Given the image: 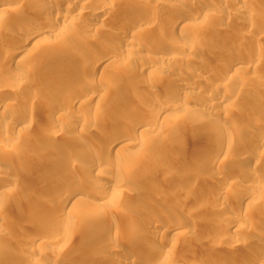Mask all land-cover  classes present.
<instances>
[{"label": "rangeland", "instance_id": "rangeland-1", "mask_svg": "<svg viewBox=\"0 0 264 264\" xmlns=\"http://www.w3.org/2000/svg\"><path fill=\"white\" fill-rule=\"evenodd\" d=\"M53 1L48 0L50 4H53ZM93 1L97 6L112 7L105 13L106 17L111 16L112 10H115L119 20L123 22L126 20L144 22V28L132 35L133 41L128 50L113 49L118 42L117 37L122 36V33L115 37L113 33L118 31L107 25V22L104 23L106 26H103V30L96 32L85 30L87 38L81 33L68 44L70 50L75 47L78 40L79 47L85 52H110L107 53L111 54L109 60L101 66L103 70L91 72L82 70L80 65L85 58L81 53L72 54V49L69 51L71 54L68 53L70 55L55 58L49 61L43 70L36 71L33 68L35 61L49 45L56 44L61 33L50 36L45 43L17 63L8 64L0 58V97L6 87H11L14 80L21 79L18 80L21 86L18 87L14 101L11 99L1 102L0 99V167L5 168L7 163L12 166L11 170L3 172L0 181L7 175L15 178L13 185H0V190L4 191L0 197V216L3 217L0 227V255L12 249L8 248L6 243L12 238V233L18 231L22 236L15 239L13 246L17 252L28 258L30 264L48 261V257L52 255L56 257L53 264H119L116 261H103L94 257L118 254L121 247L113 243L116 236L144 237L143 233L136 231L139 227L132 217L149 221L154 215L161 216L169 212H172L173 216H178L180 223L183 221L189 223L188 227L176 225L177 227L172 230L179 233V241L194 237L196 242L215 245L218 254L216 257L223 261L230 257L249 255L252 249L251 239L255 237L264 239V188L259 197L252 188L253 179L248 176L253 177L263 172L262 167H258V164L257 166L244 164L246 167L240 169L229 165L240 158V150L233 145H231L233 148L230 147L224 155L220 154L218 158H213L216 160L212 159L206 163L201 160L207 154V149L215 143L225 141L226 134H233L239 140L240 137H251L252 133L260 131L258 123L261 120L264 122V58L256 59L253 69L248 68L237 76L233 74L232 83L234 86L235 83L239 85L231 95L220 89L209 90L207 94L200 91L193 94L188 90H179L177 84L185 81L203 88L207 84V79L197 76L200 75L196 70L198 62L210 60L214 64H222L237 48L250 55H254L259 47L263 48L264 34L260 33L259 27L261 19L256 17L252 10L257 0H235L233 4H222L221 8L216 5L222 0ZM111 2L113 5H110ZM133 2H137L139 6L141 4L142 8H129L127 3ZM168 2L189 3L190 7L187 5L184 8L190 15L193 16V12L200 8L203 13L208 11L211 16L213 14L215 20L202 27L179 24L172 30L173 16L162 10L164 4ZM209 4L213 6H207ZM237 5L246 8L245 14L238 15L235 12L234 8ZM14 6L15 0H3L0 7L5 9L0 12L2 20L0 50L5 43L13 44L6 42L7 32L21 30L30 19H36L35 15L27 13L25 7L21 8L23 15L29 16L25 18L23 15V18L16 16ZM54 7L61 9L60 4ZM227 11L231 12L230 15L235 13L238 16L234 15L233 19L231 15L232 20H221L219 16ZM148 12L157 15L153 22L148 20ZM76 19L84 27L87 26L84 17ZM197 20L199 16L188 18L190 22ZM216 30H224V33H217ZM104 43L107 48L101 52ZM178 43L191 47V52L185 53L178 49L176 47ZM157 46L171 50L170 55L156 50ZM218 47L222 51H219ZM167 55L172 56V60H167ZM187 57L192 59V62L187 63L185 60ZM89 59L88 57L87 60ZM144 65L147 66L145 71L130 76ZM91 73H93L91 83L95 88L98 86L103 88L105 92L95 90L88 99L71 104L64 90L58 95L49 96L56 102L42 105L41 102L48 98L42 91L43 84L65 80L74 84H84ZM158 79L176 81L175 85L172 83L164 85L158 84L156 82ZM62 96L65 98L61 101ZM215 96L223 99L226 97V100L224 103L214 104L209 109L205 104ZM169 98H181L183 104L191 110L179 109L175 112L168 105L163 106L162 102ZM7 102H13L17 109L39 113L47 107L59 109L65 106L66 109L64 108L60 116L40 114L37 121L18 132L10 128L12 120L17 115L15 111L13 118L2 117L1 111H7L3 109ZM35 104V108L30 109ZM151 105L155 108L154 114L151 121L147 122L145 133L137 134L134 141L123 148H118L121 143L116 144L106 153H102L108 156L107 161L88 169V164H94L95 159H92V155L84 149V145L106 144L108 137L106 138L104 130L107 127L122 130L123 126L127 125L125 120L127 114L132 120L135 117L139 119L140 115H135L133 110L144 111ZM255 123L258 127L254 125ZM217 127H220V133L223 134L221 138H216L212 134ZM218 132L219 130L215 133ZM53 136V140L50 141V137ZM4 138L9 142L3 145L1 141ZM36 138H41V142L34 141ZM50 144L54 147L48 155L53 158L52 164L30 170L29 165L15 160L21 151L33 156H42L38 153H46L45 150ZM182 146L186 148L182 149ZM7 150L10 152L9 155L6 154ZM1 160L8 162L2 163ZM244 161L243 163H246ZM263 162L264 157H261L258 163ZM115 165L130 173V178L123 184L115 186L106 196L101 189L95 187V182H106L105 178L109 175L116 177ZM177 169H181V172ZM229 172L240 176L241 181L229 183L224 179ZM173 176L177 179L169 180ZM69 179L82 185L80 203L83 209L78 211L76 208L70 210L65 208L63 212H59L57 206L60 203V196L71 183L60 193H57L54 185ZM244 190L248 194L244 204L249 208L240 210L237 199ZM40 211L43 213L39 214ZM232 219L237 222L244 220L249 224H245L247 227L243 228L246 229V235L241 231L231 233L226 230L227 223ZM56 222L60 223L55 224L59 228L56 226L54 228L53 223ZM99 224L109 228L104 235L95 239L83 238L84 234H95ZM232 224L229 225L230 228ZM113 226H117L119 230L115 231ZM66 234L70 237L67 242L62 241V236L65 238ZM37 239L43 240V243L37 247H30V242ZM167 248V245L164 246V249ZM135 250L137 259L130 264L141 263L150 258L147 257L143 243L137 245ZM182 250V253L186 250V255L189 254L187 247H183ZM204 258L201 255L196 257L197 260ZM2 263L4 261L0 257V264ZM170 264L187 262L183 260Z\"/></svg>", "mask_w": 264, "mask_h": 264}, {"label": "bare ground", "instance_id": "bare-ground-1", "mask_svg": "<svg viewBox=\"0 0 264 264\" xmlns=\"http://www.w3.org/2000/svg\"><path fill=\"white\" fill-rule=\"evenodd\" d=\"M2 1L0 0V7L2 6ZM46 1V0H45ZM110 2V0H107ZM235 0H222L221 3L219 2L218 5H216L218 8L222 7V4L226 3H231L233 4ZM114 2V1H113ZM257 3L253 5V12L255 13L256 17H259L261 25L260 33L264 34V2L263 0H257ZM53 4H50L48 0L46 2H43L42 0H15V6L13 10L15 11L16 16H20V18H23V11L21 10L22 7H25L27 9V13L32 16H36V19L31 20L28 22L22 29L16 30L15 32L9 31L6 33L5 40L6 42H10L13 44H6L1 47L0 50V58L1 60L6 61L8 64L10 63H17L21 59H23L26 55H29L31 51H33L35 48L41 46L43 43H45L46 39H48L50 36L53 34H60L59 40L56 42V44L49 45L48 48L44 51L42 55L38 57V60L35 61L34 67L36 71H41L44 69V67L51 62V60L58 58V57H63V55H70L72 50V54L75 53H81L82 57L85 58V60L82 62L80 65L82 70H87L91 72V70H98L101 69L103 70L104 68L101 67L103 64H105L108 60L111 54H107L110 52H104L100 53V51H91L85 52L84 50L81 49L78 45V40L75 42V47L71 48L69 50L68 44L72 42V40H75L78 35H81L83 33L84 37L86 35L84 34L85 30L89 32H96L103 30V26L105 25L104 23L107 22L109 26L112 28H115L117 32L113 33V35H118L119 33H122V36H118V42L117 44L113 47L116 49H126L128 50L130 47V44L132 43V35H134L135 32H138L144 28V22L141 20H132L128 21L126 20L125 22L119 20V15L115 10H112L111 16L106 17V14L108 10L112 7H107V6H97V4L93 0H54L52 2ZM115 3V2H114ZM56 4L61 5L60 8H55ZM110 4V3H109ZM140 4V3H139ZM110 5H113L112 2ZM115 5V4H114ZM189 6L190 4H186L185 2L181 3H175V2H168L165 3L162 10L169 15H172V30H175L178 25L182 26H188L192 27V25H197L199 27L206 26L209 21H213V14H208L207 12H202L200 8L196 9L193 14L195 16H199V20L196 22H190L188 21V18H193L192 14L187 13L186 9L184 6ZM127 6L131 9L133 8H142L141 4L140 6L138 5L137 2L133 3H127ZM192 6V5H191ZM207 6H213V5H207ZM200 9V10H199ZM235 12L240 15L242 13L245 14L246 8H243L241 6H235ZM199 10V11H198ZM5 11V9L0 8V12ZM234 12V10H233ZM252 12V11H251ZM207 13V14H205ZM213 13V12H209ZM230 13L229 11L222 13L221 20L228 21L232 20L234 17L233 13L231 15L232 18H230ZM236 14V15H237ZM29 15H23L24 18L29 16ZM235 15V16H236ZM237 15V16H238ZM156 14L153 12H148V20L150 22H153L156 18ZM85 18V22L87 23V26H83L81 23L77 21L76 18ZM212 17V18H210ZM238 17H236L237 19ZM87 19V20H86ZM218 19V18H216ZM235 19V18H233ZM239 19V18H238ZM0 21L1 16H0ZM234 21V20H233ZM237 21V20H236ZM239 22V21H237ZM241 22H239L240 24ZM14 24V23H13ZM192 24V25H191ZM106 26V25H105ZM107 29V28H105ZM209 29V28H207ZM110 30V29H108ZM107 31V30H106ZM213 31V30H212ZM109 32V31H108ZM107 32V33H108ZM217 33H224V30L222 31H217ZM112 33V31H111ZM109 33V35L111 34ZM117 33V34H116ZM19 35H22L19 37ZM112 35V34H111ZM116 37V36H115ZM87 38V37H86ZM16 42V44H14ZM106 43L101 47V52L102 49L107 48ZM263 48L256 49L254 55H250L247 53H244L241 48H237L236 50L232 51V54L230 55V58L226 59L223 61L222 64H214L210 60L208 61H203V62H198L197 69L198 74L197 76H202L201 78H206L207 84L205 87H199L198 85H192L183 80V81L177 84V88L179 90H188L190 93H195V92H202L203 94H207L209 90H217L220 89L222 92L226 91L231 95L235 90L238 89L237 83L234 84L232 83V76H237L239 73L242 71L248 70V68L253 69V64L256 59H262L264 58V45H262ZM70 47V46H69ZM178 49L183 50L185 53H189L191 50V47L185 46L182 43H178L176 45ZM219 51H222L220 47ZM156 50L163 52V54H168L170 55L171 50L167 48H163L160 46V48L157 46ZM191 52V51H190ZM70 53V54H68ZM167 58V60H172V56ZM90 58L87 60V58ZM190 57V56H189ZM187 63L192 62V59L188 58L185 59ZM50 61V62H49ZM189 61V62H188ZM194 61V60H193ZM147 69V66L144 65L134 71V73H131L130 76H135V74L143 72ZM92 74L89 76L88 80L84 84H74L71 82L61 81L57 82L54 81L52 83H45L42 85V91L46 93L47 99L42 101V105L44 104H52L56 101H53L52 99L49 98V96H54L58 95L59 93L64 92L66 90L67 97L69 98L68 102L73 104L77 102H81L85 99H88L91 97V95L95 92V90L99 92H105V90L101 87L98 86V88H95V85L92 84ZM193 75V74H191ZM195 75V74H194ZM63 79H66L65 77H62ZM159 78V77H158ZM193 78V77H192ZM18 79V78H17ZM20 79V78H19ZM18 79V80H19ZM194 79V78H193ZM18 80H14L11 83V87H6V90H3L2 97H0L1 102L4 100H13L14 97L17 95L18 87H20L21 82ZM21 80V79H20ZM176 81V80H174ZM172 79H158L156 82L158 84H164V85H169V84H174ZM155 82V83H156ZM174 82V83H173ZM20 85V86H19ZM223 96V95H222ZM32 99L34 96L31 97ZM65 98L62 96L60 99ZM226 98V97H225ZM223 99L220 96H215L210 98L209 102L205 104L206 107L209 109L212 108L214 104H220L224 103L226 99ZM14 101V100H13ZM163 106L168 105V107L172 108L175 112L179 109L183 111H190L191 108L187 107V105L183 104V101L181 98H169L165 99L163 102ZM70 104V105H71ZM1 105V104H0ZM36 104L33 107H30V109L33 110L35 108ZM16 107V106H15ZM13 106V102H7L5 103V110L3 112L1 111L2 117H11L13 118V115L16 113L17 115L15 118L12 120L10 124V128L19 131L25 130L28 128V126L33 123L34 121H37L39 118L40 114H47V115H55L59 114L58 116L62 115L63 111L66 109L65 106L58 108L55 107H47L43 108L41 110L42 113H39L37 111H30L26 109H17ZM65 108V109H64ZM154 106L151 105V107L146 108L144 111L136 109L133 110V113L136 115H140V118H134L132 120L131 116L127 114L125 116L126 124L123 126L122 130H116L110 127H107V129L104 130L106 138L108 137V142L104 145L101 144H90V145H84V149L92 155V159H95L94 164L89 163L87 168L92 169L95 165L98 163H103L108 160V156L104 155L102 153H106L108 150L112 149L116 144L121 143V145L118 148H123L130 143H132L137 136V134H143L147 130V122L151 121L150 119L152 118V115L154 114ZM139 110V111H138ZM15 111V113L13 112ZM138 115V116H139ZM256 121V120H255ZM262 121V120H261ZM259 122L258 126L261 127L260 131L258 133H252L251 137H240L239 140L235 138V136L232 134H226L225 136V141L223 138V143H215V145L211 146L210 149H207L205 154L202 157L201 162L206 163L210 162L213 158L217 157L222 154L224 155L226 151L232 147L231 145L235 146L236 149H239L240 155L239 157L242 159L244 158L246 163H243L240 158L236 159L234 162H231L229 165H233L232 167L235 168H240L244 169L246 165H259L258 167H262L263 172L257 173L255 176L251 177L249 175L248 177L252 178V188H254L256 194L261 197L262 190L264 188V162L263 163H258L261 157H264V122ZM257 123V121H256ZM254 124L256 127H258ZM254 126V127H255ZM217 131L219 130L218 133L216 130L212 131L213 136L216 138H221L223 135L222 132L220 133L221 129L220 127H217ZM228 130V129H226ZM232 131V130H231ZM233 133V132H232ZM250 134V133H248ZM257 134V135H256ZM54 138L50 137V141H52ZM41 139V138H40ZM39 138H36L34 141L36 142H41ZM9 142V140H6L5 138L2 139L1 144H6V142ZM35 143V142H34ZM238 148H237V147ZM53 145L50 144L48 148H46V153H38L42 154L41 155H30L26 151H21L16 157V161L19 163H22L24 165H29L31 167L30 170L35 169L36 167L40 166H45L52 164L53 158H51L50 153L53 151ZM186 148L185 146H182V149ZM233 148V147H232ZM9 151L7 150V155H9ZM238 153V152H236ZM239 154V153H238ZM221 155V156H222ZM257 155V156H256ZM220 156V157H221ZM256 157V158H255ZM221 159V158H220ZM240 159V160H239ZM216 160V159H213ZM218 160V159H217ZM241 162H239V161ZM2 163H5L7 160H1ZM8 162V161H7ZM246 164V165H244ZM12 166H10L9 163H7L5 168L0 167V176L3 174V172H8L11 170ZM114 169L116 170L115 176H110L105 178L106 182H95V187L98 189H101L106 196L113 191V188L117 185H121L124 182H126L130 177V173L124 172V169H122L121 166L115 165ZM232 169V168H231ZM259 170L261 168H258ZM179 170V169H177ZM244 171V170H243ZM181 172V169L179 170ZM230 173V172H229ZM178 174V173H177ZM250 174V173H249ZM240 175V174H239ZM118 176V177H117ZM225 180H228L229 183H238L240 180V176H237L236 174H228L225 176ZM177 178L170 177L169 180H175ZM15 182V178H13L10 175L5 176L3 180L0 181V185H6V184H11L13 185ZM71 183L67 188V184ZM55 189L57 190V193H60V191L63 188L65 189V192L61 194L60 196V203L57 206V209L59 212H63L65 208H68L67 210L74 209L76 208L78 211H80L82 208L81 203H80V195L83 193V188L82 185H78L75 180H67L64 183H55ZM4 191L0 190V197ZM239 198L237 199V204L238 208L242 210L243 208H247V204L245 203V200L247 198V195L245 193V190L242 191L239 194ZM249 208V207H248ZM247 208V209H248ZM43 212L40 211L39 214H42ZM136 221V225L139 227L136 231L143 233L144 237H139L140 235H129L123 237H114L113 243L115 246L121 247V250L118 251V254H111V255H100L94 258H98L99 260L103 261H109V262H114L116 261L119 264H130L132 262H135L137 259L136 257V246L139 245L140 243H143L145 252L147 253V257H150L148 260L141 262V263H136V264H158L160 262H166L167 264L170 263H175L178 261H183L185 260L187 264H264V239L260 237H255L251 239L252 242V251L250 250L249 255H242V256H235V257H230V259L227 260H222L221 258L216 257V252L217 248L216 246H210L206 245L204 242H196L194 237H189L190 239L180 240L179 241V233L175 232L173 233L172 230L177 227L176 225H182L188 227L189 223H185L184 221L180 223V220L178 221V216H173L172 212L166 214V215H154L152 216V219L145 220L142 218L138 217H132ZM234 222V224H232ZM3 223V217L0 216V227ZM184 223V224H183ZM231 228L229 225L231 224ZM54 228H55V224ZM245 221L238 220V222L234 219L230 220L227 223V228L231 233L235 231H241L243 235H246L247 232L245 231L247 226L245 225ZM57 225H60L57 224ZM188 225V226H187ZM194 225V224H192ZM191 225V226H192ZM249 225V224H247ZM58 226H56L57 228ZM114 227V226H113ZM59 228V227H58ZM190 228V227H189ZM201 228V227H199ZM106 225L99 224V227L96 229L95 234L87 233L83 235L84 239L88 238H96V237H101L104 235L106 230H108ZM115 231H118L119 228L117 226L114 227ZM187 229V228H186ZM193 229V228H192ZM243 229V230H242ZM224 232V229L222 230ZM160 232V234L158 233ZM172 232V233H171ZM246 232V233H245ZM171 233V234H170ZM157 234H159V237H157ZM21 233L18 231H14L12 233V238L7 240L6 246L9 249L7 252L3 253L0 255L4 263L2 264H14V263H21V264H30L28 263V258L25 256H22L19 252L16 251V248L14 245L15 239H18L21 237ZM66 236L63 238L62 236V241H69V235L66 234ZM169 236V237H168ZM60 240V241H61ZM59 241V240H57ZM43 240L37 239L33 240L30 242V247L34 246H39V244H42ZM168 246L167 249H164V246ZM183 247H187V251L189 252L188 255H186L185 251L183 252ZM19 248V246H18ZM201 248V250H199ZM123 249V250H122ZM116 250V249H115ZM182 251V252H181ZM170 252V253H169ZM202 256L205 257L204 259H196L197 256ZM55 256L52 255L48 257V261L45 262H40V264H53L55 262ZM35 262H33L34 264Z\"/></svg>", "mask_w": 264, "mask_h": 264}]
</instances>
